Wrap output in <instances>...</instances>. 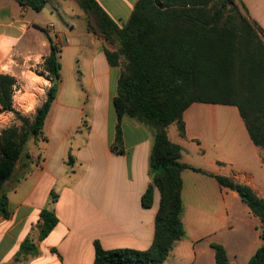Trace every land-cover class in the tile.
<instances>
[{"label": "crops", "instance_id": "obj_1", "mask_svg": "<svg viewBox=\"0 0 264 264\" xmlns=\"http://www.w3.org/2000/svg\"><path fill=\"white\" fill-rule=\"evenodd\" d=\"M95 1L113 21L124 23L139 0ZM240 1L264 39V0ZM65 9L70 12L64 0H49L37 13L15 0H0V74L14 77L17 84L31 72L33 60L49 54L43 24L53 25L65 39L60 50L65 46L73 54L67 71L61 64L58 93L44 121V141L52 154L34 171L33 162L15 166L14 185L6 188L11 179L5 184L10 215L0 216V264L10 263L27 238L37 254L21 264H92L95 243L105 250H146L153 241L158 189H153L150 208L140 204L152 183L151 132L123 118V153L112 151L117 123L112 98L121 66L107 62L100 39L84 27L75 30L74 14L64 16ZM43 11L48 19L43 20ZM182 119L183 137L174 128L168 132L182 149L180 161L211 176L181 172L184 235L163 264H216L210 243L222 245L230 263L246 264L264 243L260 221L213 176L248 185L264 199V152L251 141L236 106L194 102ZM43 209L53 210L57 222L39 239Z\"/></svg>", "mask_w": 264, "mask_h": 264}, {"label": "trees", "instance_id": "obj_2", "mask_svg": "<svg viewBox=\"0 0 264 264\" xmlns=\"http://www.w3.org/2000/svg\"><path fill=\"white\" fill-rule=\"evenodd\" d=\"M15 1L39 12L49 0ZM78 5L94 15L100 32L96 33L106 41L111 36L116 40L118 53L105 51L108 63L116 65L118 55L127 60V75L119 79V93L112 99L117 123L111 149L116 154L123 153L121 119L154 126L149 157L152 183L141 196L142 208L151 207L154 187L160 195L151 246L146 250H105L95 243L92 264H163L174 243L184 235L181 172L188 169L211 176L180 161L182 149L168 139L165 127L175 122L183 137L182 116L190 104L233 105L238 108L251 141L264 152V39L240 0H139L121 27L95 0H78ZM40 30L49 45L43 68L59 82L60 50L46 29ZM15 85L14 77L0 74V113H15L11 102ZM56 92L57 83H53L31 123L15 113L22 121L21 129L13 127L0 133V216L3 218L10 215L5 184L13 176L18 161L23 158L26 164L31 163L29 153L24 152L30 136L35 140L42 137L44 141L42 129ZM26 173L27 169L22 177ZM213 177L219 186L236 192L258 218L264 241V199L248 185L220 175ZM56 222L54 211L43 209L39 216V239ZM210 246L216 264H232L222 245L210 243ZM36 254V244L27 238L8 264H21L27 255ZM246 264H264V243Z\"/></svg>", "mask_w": 264, "mask_h": 264}, {"label": "rangeland", "instance_id": "obj_3", "mask_svg": "<svg viewBox=\"0 0 264 264\" xmlns=\"http://www.w3.org/2000/svg\"><path fill=\"white\" fill-rule=\"evenodd\" d=\"M64 1H68L69 8H70V12L68 9H65L64 16H71L72 17L74 14L73 22L75 25V30L80 31V30H82V27H84L85 29L88 30V32L92 33L95 37H97L98 39H100V41L103 42V44L105 45L104 53L106 50L111 52V53H118L120 48H119L116 40L112 36H111V39H109L107 41L104 39L103 36H100L99 29L96 25L95 18H94V15L92 13H88V12L83 11L80 8V6L78 5V0H64ZM229 7H230V5H229ZM77 10H79V11H77ZM41 11H39V12H41ZM34 12H36V11H34ZM60 13L63 14V10L58 12L59 15H60ZM62 14H61V16H63ZM43 15H44L43 20L48 19V15H47L46 11H43ZM124 23L118 22L116 24L119 27H121L122 24H124ZM42 26H43V28L46 29L47 34L52 38V40L55 39V40H53V43L60 50L61 45H64V43H65V39L61 35H57L56 33H54L55 28L53 25L46 26V24L45 25L43 24ZM63 28L67 29L65 27H63ZM96 31L99 33H96ZM69 39L70 38L67 37V40H69ZM72 55H73L72 52H70L69 49L66 50L65 46L63 48H61L59 62H61L60 66L62 64L64 71H67V64L70 63ZM105 56H106V54H105ZM45 57L46 56H44L42 59H44ZM117 58H118L117 60L120 64V66H121L120 67L121 68V74L119 77V79H120V78L125 77V75H127V70H126L127 60L123 55H118ZM40 60L41 59L33 60L35 65L31 68V72H29L28 74H23L20 76V78H19L20 81L18 80L19 84L17 83L15 85L13 92H12V96H11L12 108H13L14 112L17 113L20 117L27 119L29 123H31L33 121L34 115L36 113V109L46 100V98L48 96V92H49V90L53 84V81H54L52 74L48 73L43 68V60L42 61H40ZM119 79H118L117 86H116V95L115 96H117L119 93V89H118ZM60 80H61V69H60ZM59 82H57V80H56L57 91H58ZM57 93L58 92H56V95H57ZM55 99H56V96H55ZM54 100H53V102H54ZM124 106H128V104L125 103ZM15 113H13V112L0 113V133L3 130L10 129L13 127H15L18 130L21 129L22 121L16 116ZM142 121H145V119H142ZM145 126L151 132L152 143H153V132L155 133V128L152 125L148 126L145 124ZM171 128H174L176 130L177 134L180 136V134L178 133L177 127H176V123L171 122L170 124H168L165 127V132H166L167 137H168V132L170 131ZM42 132H43V137H44V125H43ZM168 139H169V137H168ZM46 141H47V139H46ZM46 141H43L42 137L35 140L32 136H30L29 140L25 144L24 152L29 153L30 161H31V163L33 162L32 164L30 163L31 164V168H30L31 171H34V169H36V167H35L36 164H38V167L44 166V158L46 157V155L52 154V148L46 147V145H45ZM23 161H24V159L22 158L20 161L17 162V164H16L17 169H20V167L23 164L22 163ZM18 174L19 173H16V171H15V173L13 174V178H16L18 176ZM13 185H14L13 179H11L7 183L6 188L10 189V188H12Z\"/></svg>", "mask_w": 264, "mask_h": 264}, {"label": "water", "instance_id": "obj_4", "mask_svg": "<svg viewBox=\"0 0 264 264\" xmlns=\"http://www.w3.org/2000/svg\"><path fill=\"white\" fill-rule=\"evenodd\" d=\"M53 83H56V78H54V81H53Z\"/></svg>", "mask_w": 264, "mask_h": 264}]
</instances>
